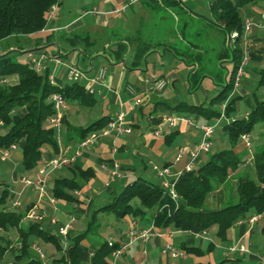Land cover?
I'll use <instances>...</instances> for the list:
<instances>
[{
	"label": "trees",
	"instance_id": "trees-1",
	"mask_svg": "<svg viewBox=\"0 0 264 264\" xmlns=\"http://www.w3.org/2000/svg\"><path fill=\"white\" fill-rule=\"evenodd\" d=\"M158 6L159 0H153ZM165 7L178 6L179 0H160ZM264 0H211L210 12L213 20L222 26L223 31L235 33L232 45L223 48L219 58L231 59L232 70L229 78L225 79L220 91L212 97L208 105L188 104L179 102L170 106V109L179 115H194L209 121L221 114L220 107L214 108V104H221L231 94L237 70L243 57V48L240 47L243 41L244 21L240 19L238 9L247 4H256ZM61 0H0V41L14 36H29L43 30L47 24V14L51 6L61 5ZM187 26L186 22H183ZM69 40L72 43L87 41L74 35ZM188 42H190L188 40ZM190 44H192L190 42ZM122 47V45L118 44ZM146 41H140L136 51L137 64L142 56L150 48ZM194 48L199 46L192 44ZM200 48V47H199ZM178 56L186 58L190 56L199 60L201 53L192 52L191 48L181 49L173 47ZM191 51V53H187ZM122 50L116 51L120 58ZM196 56V57H195ZM196 72L192 76L195 80ZM17 75L18 82L9 85L4 81L6 78ZM259 85H264V67L258 72ZM59 93L67 102L70 99H78L83 103L92 97V94L79 82H71L64 86H58L49 80L48 71L38 72L28 62H20L14 58L12 51L0 53V122L9 126L6 133L0 135V150L10 147L12 144L20 145L21 165L31 171L38 167L42 161L43 148L50 146L55 154L58 152L56 129L49 127V119L55 115L53 102L50 98L53 94ZM23 109V113L17 112ZM234 110L233 100L227 101L224 111L225 118H230ZM108 115H102L84 128L67 126L66 140H82L92 131H98L109 122ZM260 122L263 125L264 138V99L255 98L253 110L245 118H231L223 128L228 132L232 148L222 150L211 155L203 164L194 171L182 174L174 184L177 199L173 200L168 191L143 176H136L125 182L117 191H114L109 200L93 210L91 220L87 228L77 234L71 235L68 231L66 245H62L59 234L48 231L41 227L36 221H27L29 207L22 210H14L8 205L7 199L9 190L4 183H0V230L14 229L19 239L17 252L13 258L5 262L10 264L16 261L17 264H45L39 255L31 248L35 238H41L51 243L58 257L52 259V264H112V253L119 249L126 242L116 240H105L99 242L92 252L91 257L85 259L83 250L80 247L81 241L91 231H97L99 225L96 216L103 213L106 216H113L116 221L125 218L140 219L153 223L156 229L164 230L172 227L177 231L201 234L210 228H216V236L224 239L229 230L240 219H247L248 212L253 210L256 214L264 212V144L252 147L253 165L256 171V180L242 176L236 181L238 201L229 202L225 206L207 210L204 208L206 198L224 185L231 174L244 162L242 151L237 148L236 138L251 131L252 126ZM176 137L172 133L165 137L167 144H170ZM252 143V142H251ZM241 146L245 147L244 143ZM246 148V147H245ZM247 149V148H246ZM248 150V149H247ZM87 170L77 178L85 179ZM83 184L71 178H57L50 184V193L55 199L75 200L71 192L80 191ZM97 224V225H96ZM147 224V225H148ZM264 232V227H263ZM128 231V230H127ZM1 237V236H0ZM186 253L200 254V249L191 246H182ZM8 251L6 241L0 239V262ZM218 264H223L220 262Z\"/></svg>",
	"mask_w": 264,
	"mask_h": 264
},
{
	"label": "rangeland",
	"instance_id": "rangeland-1",
	"mask_svg": "<svg viewBox=\"0 0 264 264\" xmlns=\"http://www.w3.org/2000/svg\"><path fill=\"white\" fill-rule=\"evenodd\" d=\"M62 3L59 5L57 9V14L54 17L55 20L59 24H66L69 20H72L74 17H76L79 13H83V11L91 10L92 7L97 8H103L99 7V3L101 0H61ZM103 1V0H102ZM109 1V0H108ZM125 0H113V2L119 6ZM129 1V0H128ZM148 2L150 4V18L148 19L147 13L145 12V9L143 10V3L142 2ZM151 1V2H149ZM137 0L132 7L135 16L136 17H142L144 21L150 20L153 24H155L153 27L150 28L151 33L155 31H160L163 34H169L170 27L176 23H174L171 19H169L168 16L162 15L163 18H157L160 16L161 10L158 8V5L153 0ZM196 12L202 17L206 19V21H209V15H211L210 8H209V0H196ZM120 7V6H119ZM142 8V9H141ZM264 10V4L256 3V4H247L245 6H242L238 9L240 19L244 21L247 18L253 19L254 21L257 20L259 17V12ZM131 9H128L126 12H120L118 15H108L106 18L108 20L107 28H115L118 26H122V28H128L129 27V17L131 16ZM91 14H87L82 18L83 23L87 26L89 23H92L93 20L91 18ZM140 20L139 18H134L133 21ZM156 25H159L160 28L158 29ZM178 25L180 27V30L183 31V34L186 36L187 40H189L192 44L202 47L203 52L201 53V57L198 60V65L200 66L198 71V76L201 77V83L199 85L198 89H195V93H189L186 88L183 87L182 82L186 81L190 72L194 70L196 67V64H194L190 58V56H187L185 59H178L175 56H173L170 52H166L164 56H159L158 52H152L146 57V64L143 62V66H148V71H138V70H130L129 67L125 68L123 67V63H120L122 67H120L121 70H124V81L129 82L131 84L139 85L142 89V92H148L149 90V84L145 81V75H149L150 69L152 64H155L157 69L161 71L162 74L166 78H168L172 73H175L178 76V83L176 85L175 92L176 97L178 96L179 99H182L188 103H199L198 100H201V102H204L206 105H208L210 99L217 95V93L220 91L221 86L220 84L214 83L213 80L210 77H204L202 76V72L204 70L209 69L211 72L216 70L215 79L220 78V81H224V77L226 79L229 78V73L232 70V63L231 62H224L222 64V67H219L220 65L216 64V55L218 51H220L221 43H223V38L225 37L224 41V47H229L232 45L234 32L231 33L228 37L223 32H219L215 30L212 26L207 24L204 20H194L190 23H188L187 26L183 27V22H178ZM94 31V29L92 30ZM97 34L98 37H96L97 43L94 46L95 50H99L101 46L102 40L106 37L104 34H102L100 31ZM261 33L264 35V26L261 28ZM92 34V33H91ZM94 35V33H93ZM96 35V36H97ZM179 33L177 34V36ZM160 36V35H159ZM27 41V38L25 36H18V37H8L2 41H0V52L5 50L7 48V45H13L16 46L14 50L12 51V55L15 59L19 60L21 55L20 50L18 47L25 44ZM177 47L180 48L182 46L181 42L176 40ZM198 47V49L192 48V52H195L196 54L198 50H202ZM241 48H244V40L240 44ZM187 53H191V51L188 50ZM196 57V56H195ZM249 62L246 66L243 67V75L240 77L237 85L233 88L231 94L229 95V98L227 101L233 100L234 110L231 113V117L224 118L220 124L215 129V132L212 135V144L209 147V150L205 154H201L202 159L201 161H197L196 164L192 167L191 171H194L198 168L200 163H204L211 155L220 152L225 149L232 148V143L230 142L229 134L227 131L224 130L223 126L229 122L231 118H245L254 108L255 106V98L264 99V85H259V75L258 72L264 67V49H256V50H250L249 51ZM102 58L100 56H95L92 66L93 68H97V66L100 64V60ZM126 65L128 66L129 62L128 60L125 61ZM50 72H53L54 70V64L50 63ZM65 65V64H64ZM82 66V64H80ZM78 66L77 68L82 72V68ZM84 68V67H83ZM117 74V73H116ZM119 77V74L116 75V78ZM82 79L79 80V83H82ZM68 83V81H67ZM97 81H93V85L91 86V89L94 92H97V90H102L103 88L100 86H97ZM217 84V85H216ZM168 90L170 91V88H166L165 95L168 94ZM124 91H122V96ZM127 98L125 100L129 103L128 100H130L128 93H125ZM207 94V95H206ZM206 95V99L205 98ZM93 97L96 99L95 102L92 105H86L82 103L74 104L75 102H79L78 99H70L67 101L66 106L64 110L62 111V114H68L71 113L70 119L67 120V124L69 126L75 127V128H84L90 124V122L95 121L103 112H107L106 109L108 107V102L101 101L100 98L97 95H93ZM168 97V96H167ZM166 97V98H167ZM128 99V100H127ZM50 101L53 102L52 97L50 98ZM225 102V101H224ZM222 102V103H224ZM221 103V104H222ZM221 104H214V108L218 109ZM118 106V105H117ZM135 109V110H134ZM131 110H134V113L138 112L137 106H131L127 104L125 107H121L120 111L125 113L126 119L128 120V116ZM19 110L18 112H20ZM112 111V110H111ZM65 112V113H64ZM109 112V111H108ZM63 118V116H62ZM214 118L210 119V122H214ZM49 127H54L53 123L48 122L47 124ZM186 127L188 131L191 132H197L200 135V131L198 127H196L192 122L186 121V120H179L175 127H168L167 122H163L162 125H160V129H163L167 132L176 133L180 131L181 128ZM55 128V127H54ZM170 128V129H169ZM9 129V126L5 123H1L0 126V135L6 133ZM56 129V128H55ZM58 129H56V132ZM67 132V126L61 125L59 127V131L57 132L59 143L62 145L63 138L65 137ZM198 135V134H197ZM198 135V138H199ZM249 137L252 142V147L261 146L264 144V138H263V125L260 122H256L253 126L251 131L249 132ZM236 144L238 145L236 149H240L242 151V160L243 164L240 165L226 180L224 185L219 187L216 193L217 196L220 197V195L224 194V205L228 204L229 202L235 203L238 201V194L236 190V181L242 177L247 176L252 180H256V171L253 165V151L250 153L245 147L241 146L243 144V139L241 136L236 138ZM179 146L182 148H185L183 151L182 149V155L181 158L174 162V165L170 166V171L175 173L176 171L180 170L182 167H185L190 151H195L194 144L191 142L187 145L184 144L183 141H181L179 138L174 139L166 148V151L164 152V157L159 158L155 155H152V159L158 164V166H162L165 159H172L177 156L179 152ZM115 146V143L112 145ZM90 147H83L79 148L78 144L74 145L73 150L67 151V153L64 155L65 157H68L69 155H74L75 151L79 150L81 155H77L75 157L76 163L78 164V161L81 160L82 154H89ZM51 152L52 156L55 157V153L50 148H43V152ZM92 158H87V163L90 164L91 168L96 172L99 171V166L101 165L98 162V157L96 154H89ZM58 156V155H56ZM108 156H112L111 152L109 151ZM119 154H117V157ZM114 158H116V154H114ZM22 157H21V148L17 145L16 149L11 151L9 153V156L3 160L0 159V178L5 179L8 182V185H10L9 189V195L13 192H16V199L14 200L15 203L19 206H24L27 202L31 201H41L40 204H38V207L35 208V213L37 215H42L43 218L40 220H33L28 217L24 219V223H27L29 220H33L39 223V225L43 228H47L50 225L51 218L56 219V223L53 225L52 228L55 229L54 233L59 234V229L67 224H70V233L71 235H77L81 232H83L87 228L88 222L91 220L92 212L94 209H96L98 206L105 204L108 201V198L110 197V194L112 191H116L121 187L123 184H125L126 179H123L122 181H117L111 185H109L107 188H105L103 185L100 184V182L97 179H100L99 176L96 175L97 179L95 181V184L92 185V182L90 183H83V181L79 180L80 183L83 184V194L77 193L76 191L71 192V194L74 196L75 200L65 201V200H59L56 199V203L52 204L49 199L46 200L47 206L43 204V200L39 198L38 192L31 188L27 187L23 189L20 194L19 191L21 190V186L19 185V180L22 176L28 180H32L35 178H45L48 183L52 182L54 179L57 178H70L73 177V172L66 166L62 165L58 168H52L51 166H45L42 173H39V170L37 173H31L30 171L25 170L21 165ZM74 163V162H73ZM176 163V164H175ZM43 165V164H42ZM39 169L41 168V166ZM146 174H143L148 179H150L153 182H157L160 178L157 176L156 172L155 174L150 170L147 169ZM16 176L18 180L14 181L13 176ZM169 181L171 182L174 177L170 176L168 177ZM105 183H108V178L106 179ZM49 185V184H48ZM2 188L0 187V190ZM97 190V193H93V190ZM51 194V193H50ZM8 195V205L10 207V198ZM52 196V195H51ZM92 198L93 201L89 203V199ZM42 203V204H41ZM45 203V202H44ZM221 206V207H223ZM62 207H66L71 209L72 214H64L61 209ZM204 208L207 210H215L220 207L213 206V200L211 196H208L206 198V201L204 203ZM12 209L16 210L15 207H12ZM57 209V210H56ZM60 209V210H59ZM249 215L256 214L253 210H250L248 212ZM128 218H125L123 220H120L121 224H125ZM96 222L99 225V228L97 231H91L87 234L86 238H84L81 243L80 247L83 250L84 254H88L90 252L94 251L95 246L99 242H103L105 240L113 241L114 235L113 232L118 228V224L115 222V219L113 216H106L103 213H99L96 216ZM96 224V225H97ZM264 226V212L260 215L258 218L257 223H255L253 226H249L248 223H246V226L244 229L250 228L251 231L254 233L252 236L250 234H245L243 237H239L240 233L239 230L235 229V236L232 239L231 233L233 227H231L226 232V236L224 239H219L216 236V228L212 227L208 231H206L204 234H192L193 238V246L200 247V249L203 250L202 257H197L195 254L189 253L188 257L180 262V259H174V264H193L194 261L198 262H206L209 261L211 264H218L220 262H223V264H252V262L244 261L245 257L249 254H257V255H264V234L260 232V229ZM60 235V234H59ZM0 239L7 242L8 245V251L5 253L2 261L0 264H5L6 261L13 258V254L17 252V248L19 247V239L17 236V233L14 229H8V230H0ZM62 245H66L67 237H64L60 235ZM173 237V236H171ZM169 238L165 245L169 244L173 247H175V244H177L176 240L173 238ZM241 239L239 242L240 245L247 246L248 251L244 254L239 252H228V249L235 245L237 241ZM128 240V238H127ZM127 242V241H125ZM141 240H137L133 243L128 244L123 253L117 257H111L112 264H135L134 260H138L140 258V251L136 248L138 245H140ZM36 244L39 249L43 252L42 261L45 262V264H52V259L54 257H58L59 253L56 252L55 247L51 243L45 242L41 238H35L33 239L31 243L32 245ZM249 244V245H248ZM33 249V248H32ZM34 252H36L33 249ZM142 257V256H141ZM10 264H17L16 261L11 262Z\"/></svg>",
	"mask_w": 264,
	"mask_h": 264
},
{
	"label": "crops",
	"instance_id": "crops-1",
	"mask_svg": "<svg viewBox=\"0 0 264 264\" xmlns=\"http://www.w3.org/2000/svg\"><path fill=\"white\" fill-rule=\"evenodd\" d=\"M137 0H135L132 4H130L124 11L120 12H126L128 9H131L132 13L131 16L129 17V27L128 28H122V26H118L115 28H107L108 20L107 16L108 15H118L120 12L115 13L112 12V9L114 7H119L123 5L124 3L128 2V0L123 1L119 6H117L113 0H101L99 3V7H92L91 10H84L83 13H79L76 17H74L72 20H69L66 24H59L55 20V16L57 14V9L59 6L55 7V10L53 11L51 17L48 19V24L47 26L41 30L40 32H37L35 34L25 36L27 38V41L25 44H23L21 47L19 46L18 49L20 50L21 57L18 61L20 62H28L30 59V55L38 57L39 54L43 53L48 56L47 59L42 60L40 67L38 69V72L43 73L44 71H48L49 74V80L51 83L56 84L58 86H64L72 81L68 79V70L71 66H80L82 68V85L86 88L88 92L92 94V97L89 99H86L82 104H88L92 105L95 102V98L93 95H97L101 101L108 102V107L106 109L107 112H103L100 116L102 115H108L109 120L116 115L117 113L120 112L121 107H125V105H134V96H141L142 102L140 105H137L138 107V112L134 113V110H131L128 116V120L126 119L125 116V122L126 124L131 126V132L124 134L122 136L115 137L113 133H110L109 135L101 137L95 144L91 145L89 148L88 153L89 154H96L98 157V162L101 165L99 166V171H94L90 164H88L87 158H92L89 154L83 153L81 160L78 161V164L76 163L75 160V154L69 155L68 158L74 157V159L66 164V166L73 172V177L76 178L77 181L81 180L83 183H91L92 185L95 184L94 179L96 178V175L99 176L100 179H97L101 185H103L105 188H107L109 185L122 181L123 179L129 180L131 178H134L136 176H144L143 174H146L147 169H150L154 174L155 170L153 169V166H156L158 168L162 167H169L174 165V160L175 157L172 159H165L163 162V165L160 167L158 164L152 159V155L163 158L164 157V152L166 151V148H168L169 144L166 143L165 137L169 136L172 134V132H167L164 131L163 129H160V125L165 122V116L167 115H178L175 114L171 109L170 106L175 105L179 102H184L188 103L182 99H179L178 96L176 97L175 92L176 90V85L179 82L178 81V76L175 73H172L168 78L164 76V74L161 73L160 70L157 69L155 64H152L150 73L149 75H145V81L148 82L149 84V90L148 92H142V89L140 88L139 85L131 84L129 82L124 81V70H121L120 67L121 64L123 63V67L128 68L130 70H138V71H148V66H143L146 64V57L151 54L152 52H158L159 56H164L166 52H170L173 56L176 58L180 59H185L182 56H178L175 54L173 47H177L176 40L180 41L182 46L180 48L182 49H187V48H194L190 42H188L186 36L183 34V31L180 30V27L178 25V22H186L187 25L188 23L194 21V20H204L207 24L212 26L215 30L219 32H223L222 26L217 24L213 18L212 15H209V21L202 17V15L198 14L196 12V0H179L178 1V6L174 7H165L164 5L161 4V1L159 0L160 6L158 8L161 10L160 16L157 18L162 19L163 16H168L169 19H171L175 24L172 25L170 28L169 34H163L160 31H155L151 33L150 28L153 27L155 24H153L150 20L144 21L142 17H136L135 12L133 10V6ZM149 1V0H148ZM210 1L209 0V6H210ZM151 2V1H149ZM143 10L145 9V12L147 13L148 19L150 18V4L148 2H142ZM261 4H264V1L260 2ZM141 8V9H142ZM259 17L257 20H253L250 18L252 22L258 24V23H263L264 22V10L259 12ZM91 14V18L93 20L92 23H89L87 26L83 23L82 18L87 15ZM134 18H139L140 20H134ZM245 19V20H247ZM244 20V21H245ZM156 27L159 29L160 26L156 25ZM184 27V25H183ZM94 29V31H92ZM98 31H100L102 34L105 32V38L102 40V44L100 46L99 50H95L94 46L97 43L96 37H98ZM92 33V34H91ZM94 33V35H93ZM179 35L177 36V34ZM226 35L229 34L225 33ZM74 35H78L80 37H87V41L84 42H76L72 43L69 38H71ZM97 35V36H96ZM160 35V36H159ZM146 41L148 42L151 46L147 50V52L142 56L140 61L135 64L137 61L136 58V51L139 46L140 41ZM244 40V48H243V54L246 53L248 56V61L249 62V51L250 50H256V49H264V35L261 33V28L260 27H252V29L246 34ZM224 41L225 37L223 38V43H221L220 51L223 50L224 47ZM118 44L122 45V47L118 46ZM7 48L3 50L0 53L11 51L16 49V46L13 45H7ZM122 50L120 58L117 57L116 51ZM195 49H198L197 47ZM202 49V47L200 48ZM215 53L216 57V64L220 65L219 67H222V64L224 62H231V59L228 58H219V53ZM197 52L202 53V50H198ZM95 56H100L102 59L100 60V64L97 66V68H93L92 63L94 60ZM58 58L60 60L59 63H55L51 58ZM126 60H128V66L126 65ZM192 62L196 64V67L194 68L193 71L190 72L188 78L186 81H183V87L187 89L189 93H195V89L199 88V85L201 83V77L198 76V71L200 66L198 65V61L191 58ZM50 63L54 64V70L53 72H50ZM246 63V65H247ZM65 64V65H64ZM245 65V66H246ZM84 67V68H83ZM103 70V74L100 76L99 73L100 71ZM196 74L195 80L192 79V76ZM119 74V77L116 78V75ZM216 70L211 72L209 69L204 70L202 72V76L204 77H210L214 83L222 85L224 81H220V78H214L216 74ZM79 79V80H80ZM226 77H224V80ZM76 81V82H79ZM159 80H163L165 82V85L162 89H156L155 88V83ZM68 81V83H67ZM93 81H97V86L102 87V90H97V92H94L91 89V86L93 85ZM5 83L9 85L16 84L18 82V76L13 75L4 81ZM216 84V85H217ZM169 87L170 91L168 90V94L165 95L164 93L166 92V88ZM131 88L133 90V94H131L128 89ZM122 91L124 94V97L122 96ZM128 93L130 100L129 103L125 100L127 98L125 93ZM207 95V94H206ZM206 95L205 98L206 99ZM168 96V97H167ZM167 97V98H166ZM199 103H191V104H200L204 103L201 102V100H198ZM65 103H67L65 101ZM80 102H75L74 104H77ZM190 104V103H188ZM205 104V103H204ZM118 105V106H117ZM19 113H23V109ZM18 110V111H19ZM112 110V111H111ZM17 111V112H18ZM109 111V112H108ZM65 113V112H64ZM185 115V114H183ZM99 116V117H100ZM191 118H193L197 123H213L210 121H206L202 118H199L194 115H187ZM71 113L68 114H63L62 118V123L61 125L64 124V120L67 123V120L70 119ZM98 117V118H99ZM97 118V119H98ZM215 119V118H214ZM2 123V122H1ZM0 123V126H1ZM91 123V122H90ZM109 123V122H108ZM60 125V126H61ZM108 125V124H107ZM107 125L105 127H107ZM59 126V127H60ZM103 127V128H105ZM101 128V129H103ZM100 129V130H101ZM98 130V131H100ZM160 130L161 134L160 135H155L154 131ZM59 131V128H58ZM57 131V132H58ZM56 132V139H57V144H58V152L56 155H65L67 151L73 150L74 145L78 144L79 140L77 139H72L70 141H67L66 138H63L62 145L59 143V138L58 134ZM199 133L197 132H191L188 131L187 128L184 126L183 128L180 129V131L176 132V137L175 139L179 138L181 141L184 142L185 145L189 143L194 144V148H196V144L199 142L201 135H198ZM66 136V135H65ZM173 141V140H172ZM171 141V142H172ZM115 143V146H112ZM20 147V145H18ZM112 147L116 148V158H114V154L111 152ZM179 148H182L181 146L178 145ZM46 148H50V146H45ZM88 148V147H87ZM183 151L185 148H182ZM109 151L111 152L112 156H108ZM117 154L119 156L117 157ZM201 154L205 153H200L198 158L196 159L195 164L197 161H201L202 156ZM55 155V156H56ZM81 155V153H80ZM53 156L51 152H43L42 154V161L40 165L44 164L46 161L51 159ZM112 158H114L120 167V172L122 173V178L115 179L114 181L110 182L109 184L106 185L105 181L108 178V168L111 166L112 163ZM74 162V163H73ZM106 164V167H103L102 165ZM176 164V163H175ZM203 163H200L201 165ZM36 167L35 169L31 170V173H37L39 170V167ZM87 170V177L85 179L77 178V176L81 175L84 171ZM183 171L182 174H184V167H182L180 170L176 171L177 173ZM173 173V172H172ZM186 173V172H185ZM175 174V173H174ZM1 176V175H0ZM24 177V176H22ZM21 177V178H22ZM170 177V176H168ZM167 177V180L169 181ZM20 178V179H21ZM71 178V177H70ZM148 179V178H147ZM13 180L16 181L18 180L16 176H13ZM150 180V179H149ZM160 179L156 182L159 183ZM0 183H4V185L7 186L8 190L11 188L10 185H8L7 180L4 178H0ZM20 183V180H19ZM48 189H47V196L40 198L47 206L46 200L49 199L51 196L50 194V183H48ZM21 186L20 192L25 189L22 187V184H19ZM1 187V185H0ZM27 188V187H26ZM120 188V187H119ZM97 190H93V193H97ZM117 191V190H116ZM77 193H83V189L80 191H76ZM114 191L111 192L110 196L112 195ZM218 190L216 191V193ZM215 192H213L210 196L212 197L213 200V206L215 207H220L223 206L225 198L224 194L217 196ZM16 192H13L9 195L10 198V203L11 201H14L16 198ZM47 198V199H46ZM110 198V197H109ZM108 198V200H109ZM93 201L92 198L89 199V203ZM15 202V201H14ZM41 201H31L27 202L24 206H17L16 210H22L26 206L29 207L30 209H35L38 207V204H40ZM41 203V204H42ZM101 206V205H100ZM219 209V208H217ZM57 210V209H56ZM60 210V209H59ZM61 211L64 214H72L71 209L62 207ZM254 215V214H252ZM261 214H259L260 217ZM251 216V215H250ZM258 217V218H259ZM131 221H136L139 226H146L148 222L145 220H140V219H132L128 218L125 224H121L120 221L115 222L119 225L116 230H114L113 234L114 235V240L119 241V242H125L127 241V230L130 227ZM258 221V220H257ZM257 221L255 223H257ZM254 223V224H255ZM253 224V225H254ZM54 224H51L47 227L44 228L48 231L54 232L55 229L52 228ZM249 225V224H248ZM253 225H249L250 227ZM246 226V223L243 222L242 224H234L232 227V239L234 238L235 234V229L239 230V237H243L245 234H252L254 233L251 231L250 228L244 229ZM264 227V226H263ZM263 227L260 229V232L264 234L263 232ZM70 232V230H69ZM205 233V232H204ZM201 233V234H204ZM173 236V237H171ZM192 234L189 232H184V231H177L174 230L172 227H169L164 230H158L154 227L152 233L148 237L146 241H141L140 245H138L136 248L140 251V258L138 260H134L135 264H174V259H180V262L185 260L189 253H186L183 249L182 246H191V247H196L193 246V238L191 237ZM173 238L176 240L177 244H175V247L184 251L185 256L184 257H172L171 255H168L164 253V249L166 247L165 243L169 238ZM241 239L237 241L239 243ZM199 248L200 247H196ZM200 254L197 255L195 253V256L197 257H202L203 255V250L200 249ZM229 252V251H228ZM238 252V251H237ZM92 252L88 253L85 255V259L91 257ZM142 256V257H141ZM259 255L257 254H249L243 259L244 261H249L252 262V264H257V259ZM88 261V259L86 260ZM193 264H211L209 261L206 262H198L194 261Z\"/></svg>",
	"mask_w": 264,
	"mask_h": 264
},
{
	"label": "built area",
	"instance_id": "built-area-1",
	"mask_svg": "<svg viewBox=\"0 0 264 264\" xmlns=\"http://www.w3.org/2000/svg\"><path fill=\"white\" fill-rule=\"evenodd\" d=\"M135 0H129L128 2L124 3L123 5H121L120 7H114L112 9V12L118 13L120 11H124L130 4H132ZM55 10V6H51L48 14H47V19H49L53 13V11ZM260 27L262 28L264 26V22L263 23H254L252 22L250 19H247L244 21V27H243V38H245L246 34L252 29V27ZM236 34L234 33L233 36H235ZM48 56L46 54H39L38 57L30 55V59H29V64L34 67L37 71L40 67L41 61L47 59ZM51 60H53L56 64L60 62V60L56 57H52ZM248 61V56L246 53L243 54L240 66L237 70L236 73V78H235V83H234V87L237 85L240 77L243 75V67L246 65ZM103 74V70L100 71L99 75L101 76ZM82 77V72L76 67V66H71L68 70V79L72 82H76L78 81L80 78ZM165 85V82L163 80H159L155 83V88L156 89H162ZM128 91L133 94V90L131 88L128 89ZM52 99H53V107L55 110V115L49 119L50 123L54 124V127L56 129L59 128V126L62 123V111L64 110L66 103L64 98L62 97L61 94L56 93L52 95ZM142 102V98L141 96H134V105H140ZM226 104H227V100L221 104L220 106V110H221V114L219 115V117L215 118L213 123H197L193 118L189 117V116H184V115H167L165 116V122H167L168 127H175L177 122L179 120H186V121H190L192 122L196 127H198L199 131H200V140L199 142L196 144V148L195 151H190L189 152V157H188V161L184 167V173L185 172H189L191 171L192 167L194 166L196 159L198 158L200 153H207L209 150L210 145L212 144V135L215 132V129L217 128V126L220 124V122L225 118V108H226ZM1 123V122H0ZM169 128V129H170ZM131 132V126L126 124L125 122V113L120 111L119 113H117L116 115H114L111 120L109 121L107 127L101 129L100 131H92L89 133V135L87 137H85L84 139L80 140L78 142V146L79 148H83V147H90L91 145L95 144L101 137L109 135L110 133H113L115 137L118 136H122L124 134L130 133ZM154 134L160 135L161 131L156 130L154 131ZM244 145L245 147L248 149V151L251 153L252 150V143H251V139L249 137L248 133L242 134L241 135ZM16 144H12L10 147L6 148V149H2L0 150V159L3 160L5 158H7L9 156V153L13 150L16 149ZM116 148L112 147L111 152L113 154L116 153ZM182 148H179V152L177 154V156L175 157V162L178 161L181 158L182 155ZM80 151L77 150L75 151V156L79 155ZM74 159V157H65L64 155L60 154L58 156L52 157L51 159H49L48 161H46L41 168L39 169V173H42L44 170L45 166H51L52 168H58L62 165H66L68 163H70L72 160ZM103 167H106V164L102 165ZM153 169L155 170L157 176L160 178L159 184L162 188H164L165 190L168 191L170 197L173 200L177 199V195L176 192L174 190V184L176 183L177 179L182 175L183 171H180L178 173H176V175H174V173H172L170 171V168L165 166L162 168H158L156 166H153ZM122 173L120 172V167L118 162L112 158V163L111 166H109L108 168V183L114 181L115 179H119L122 178ZM168 176H173L174 179L170 182L167 180ZM20 183L22 184L23 188L26 187H31L33 189H35L38 192L39 198H43L47 196V189H48V181L45 178H35L32 180H28L24 177H22L20 179ZM50 202L52 204L56 203V199L54 197H50L49 198ZM17 204L14 201H11V207H15L17 208ZM35 209H30L27 213V217L33 220H40L43 218L42 215H37L34 211ZM259 214H254L249 216L247 219H240L238 220L236 223L237 224H242L243 222L248 223L249 225H253L257 220H258ZM51 224H55L56 223V219L53 217L50 220ZM154 229V225L153 223H150L144 227L139 226L138 223L136 221H131L130 227L128 228L127 231V242L125 244H123L119 249L115 250L112 253V257H117L119 255H121L125 249V247L130 244L133 243L137 240H141V241H146L148 239V237L150 236V234L152 233ZM70 230V224H67L63 227H61L59 229V234L66 237L68 231ZM249 245V244H248ZM32 248L36 251V253L39 255V257L42 259L43 257V252L41 249L38 248V246L36 244L32 245ZM229 252H236L238 251L239 253H246L248 251L247 246L244 245H240L239 243H236L235 245L231 246L228 249ZM164 253L171 255L172 257H184L185 256V252L173 247L169 244L166 245L164 251ZM257 264H264V255H259L258 259H257Z\"/></svg>",
	"mask_w": 264,
	"mask_h": 264
}]
</instances>
